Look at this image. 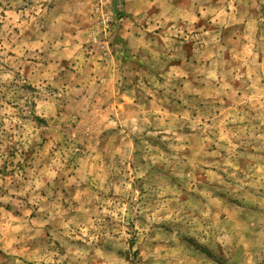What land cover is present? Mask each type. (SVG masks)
<instances>
[{
	"label": "rangeland",
	"instance_id": "1",
	"mask_svg": "<svg viewBox=\"0 0 264 264\" xmlns=\"http://www.w3.org/2000/svg\"><path fill=\"white\" fill-rule=\"evenodd\" d=\"M169 3L0 0V264H264V0Z\"/></svg>",
	"mask_w": 264,
	"mask_h": 264
},
{
	"label": "crops",
	"instance_id": "2",
	"mask_svg": "<svg viewBox=\"0 0 264 264\" xmlns=\"http://www.w3.org/2000/svg\"><path fill=\"white\" fill-rule=\"evenodd\" d=\"M163 1L169 3V1H171V0H163ZM169 5L171 6V8H173V9H177V10L181 11L180 7H181L182 5H180L179 3H174V4H173L172 2H170ZM193 7L196 9L197 13H199V11H200L199 9L201 8V10H203V8L205 7V5H202L201 7L197 8V4H196V2H195V4L193 5ZM206 7H207V6H206Z\"/></svg>",
	"mask_w": 264,
	"mask_h": 264
}]
</instances>
